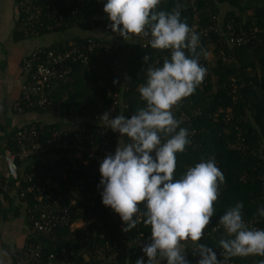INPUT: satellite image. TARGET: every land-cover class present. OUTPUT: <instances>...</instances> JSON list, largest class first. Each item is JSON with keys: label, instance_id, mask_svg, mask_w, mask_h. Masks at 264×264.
Returning a JSON list of instances; mask_svg holds the SVG:
<instances>
[{"label": "trees", "instance_id": "trees-1", "mask_svg": "<svg viewBox=\"0 0 264 264\" xmlns=\"http://www.w3.org/2000/svg\"><path fill=\"white\" fill-rule=\"evenodd\" d=\"M82 2L83 4L51 0V6L60 10L61 15L65 16L66 12L77 7L86 19L80 25H73V20L68 19L64 22L66 25L62 24L53 30L40 33H63L71 27L95 31L101 24L100 21L104 19L103 5L99 0ZM177 4L182 6V21L190 23L192 10L195 9L203 26L215 24L217 31L221 30L220 33L224 34L220 35L212 30L209 38L203 40L202 45L209 43L211 48L206 52L211 53L212 75L208 74L204 78L206 88L200 87L202 83L179 108L189 117L190 125L184 123L182 127H187L194 135L189 137L192 144L188 146L186 152L177 154L175 175L179 178L187 167L214 157L225 176V183L221 186V194L215 205L217 211L212 219L219 220L228 207L237 201H243L244 219L248 221L258 218L259 220L252 226L264 228V218L255 215L257 207L264 204V160L255 154L258 150H264V0H164L160 7L162 10L170 11ZM222 4H228L231 9L221 12L219 5ZM211 16H214L215 20ZM42 19L45 23L53 22L51 18L44 16ZM229 32L231 35L227 34ZM17 33L24 37L19 22ZM231 36L234 39L242 38L243 41L239 43L230 41ZM69 39L80 41L86 38L85 36L65 38L55 47H49L62 49L64 42ZM122 50L124 52L120 58L116 52L111 56L100 54L99 60L94 61L90 71L82 67L74 69L72 81L61 84L59 88L60 91L68 93V98L63 102L61 115L69 117L72 113H82L85 123L90 125L92 111L94 109L99 111V103L106 109L115 92L119 94L121 101L125 100L127 104V108H122L120 114L130 116L137 107L142 106L138 87L146 82L148 65L159 66L170 53L154 50L148 44L142 47L136 42L125 43L121 47ZM146 54H149L151 59L148 64H143L142 58ZM114 59L116 63L109 65ZM100 77L102 80L105 79V84H97ZM114 79H118L119 82L114 84ZM212 79L215 80L216 87H212ZM72 105L73 108L70 110ZM228 109L231 110L230 115H227ZM118 114L119 112L116 115ZM109 131L111 146L122 147L123 143H126L125 137L118 140L117 134L110 128ZM0 132L6 140L12 133L6 131L4 126L0 127ZM96 136L93 133L92 138L96 139ZM152 155L155 156V153ZM99 168L100 163L90 158L87 166L69 168L66 172L67 178L60 181L62 187L72 194L77 189L75 181L80 178L84 180L83 192L87 193L88 198L83 202L78 201V206L70 215V219L94 218V221L73 229L69 226L71 220L65 225H57L46 239L42 250L44 260L47 261L50 255H54L57 263L62 261L61 263L96 264L95 250L97 247L105 246V243L114 245L118 250L111 264H135V260L142 256L136 236L142 232L148 239L150 228L141 223L128 233L122 231L123 224L119 215L102 204L100 195L102 188H98L101 178ZM140 207L143 209L144 205ZM101 234L104 238L100 237ZM224 235L222 228L210 230L200 241L212 248L217 258L221 260L222 249L218 241ZM191 245L186 249L187 259L191 264H196L199 256L194 255L195 250L191 249ZM261 259L264 258L236 257L232 258L229 264H259Z\"/></svg>", "mask_w": 264, "mask_h": 264}, {"label": "clouds", "instance_id": "clouds-1", "mask_svg": "<svg viewBox=\"0 0 264 264\" xmlns=\"http://www.w3.org/2000/svg\"><path fill=\"white\" fill-rule=\"evenodd\" d=\"M163 2L107 0L103 6L114 33L125 40L139 37L152 49L170 55L159 66L148 65L146 82L138 87L143 104L132 115L113 117L109 109L100 117L104 127L127 140L100 162L102 204L119 215L124 233L141 223L150 228L147 241L140 233L138 245L143 255L135 264H191L186 258L189 242L195 246L194 255L199 256L196 264L264 258V228L245 221L243 201L235 202L219 218L218 225L225 233L218 241L222 260L200 242L217 211L225 176L212 157L176 177L177 154L186 152L192 144L189 137L194 135L181 126L183 118H177L176 112L203 83L208 70L200 58H206L207 52L201 47L200 34L181 20L182 6L166 11L160 7ZM150 59L149 54L144 55L143 64ZM255 215L264 218V204L257 207ZM259 264H264V259Z\"/></svg>", "mask_w": 264, "mask_h": 264}, {"label": "built area", "instance_id": "built-area-1", "mask_svg": "<svg viewBox=\"0 0 264 264\" xmlns=\"http://www.w3.org/2000/svg\"><path fill=\"white\" fill-rule=\"evenodd\" d=\"M67 1L83 4L82 0ZM50 2L51 0L15 1L18 11L17 22L25 37L38 36L45 30L49 31L62 24L66 25L64 22L68 19L73 20V25H80L85 21V15L77 7L70 9L63 16L60 10L51 6ZM99 2L104 6L107 0H99ZM192 11L188 25L200 34L201 47L209 51L211 49L209 43L203 46V40L208 39L211 31L215 32L217 28L215 24L203 26L198 13L195 9ZM43 16L51 18L53 22L45 23ZM103 17L99 27L95 29V34L85 36L84 40L69 39L64 42L62 49L38 47L22 57L20 93L12 104L15 115L48 110L56 114L59 106L53 103L50 91L58 84L71 82L76 67L90 71L94 61L99 60L100 54L111 56L116 52L120 58L124 52V50L121 51V47L125 43L136 42L142 47L147 45V41L139 37L130 36L128 40H125L114 33L109 27L111 21L105 12ZM211 18L215 20L214 16ZM220 32L221 30L217 31V33ZM223 34L220 33V35ZM227 34L231 35L230 32ZM230 41L239 43L243 40L242 38L234 39L231 36ZM111 63H116V59L113 62L110 61L109 65ZM200 64L207 68V75H212L210 52L206 58L201 56ZM211 85L217 86L214 79L211 80ZM200 87L206 88V82ZM122 108L126 109L127 104L125 100L121 101L119 94L115 92L113 100L106 109H103L99 103V111L96 109L92 111L93 118L90 125L80 123L79 127L64 129L58 128L57 125L30 120L25 124L13 126L10 129L12 133L7 137L8 140L2 139L3 133L0 132V199H9L13 203L23 204L27 223L25 243L22 249L13 252V264H72L61 263L62 261L57 263L54 255H50L46 261L42 255L46 239L57 225H65L71 220L69 226L73 229L94 221V218L70 219V215L78 206V201L83 202L88 198L87 193L83 192L84 180L80 178L75 181L77 189L72 194L62 187L60 181L67 178L66 172L69 168L87 166L90 158L100 163L106 154H114L117 145L115 147L110 145L109 128L104 127L100 117L109 109L112 110V116H115L117 112L120 114ZM230 111L228 109L227 115L231 114ZM176 116L183 118L184 123L189 124V117L183 110H179ZM82 118H85L83 114ZM93 133L97 135L96 139L92 138ZM126 143H123L122 147ZM255 154L264 160V150H258ZM87 175L90 176V174ZM258 220L254 218L245 221L252 225ZM218 223L219 220L211 218V223L205 229V235L210 230H218L220 228ZM140 233L142 232L136 236L137 240L140 238ZM100 237L104 238V235L101 234ZM142 239L147 241L144 234ZM138 246L143 255L141 246ZM191 247L195 250V246L191 245ZM94 254L96 264H111L118 250L114 245L105 243V246L97 247Z\"/></svg>", "mask_w": 264, "mask_h": 264}, {"label": "crops", "instance_id": "crops-1", "mask_svg": "<svg viewBox=\"0 0 264 264\" xmlns=\"http://www.w3.org/2000/svg\"><path fill=\"white\" fill-rule=\"evenodd\" d=\"M16 0H0V127L4 126L6 131H10L13 126L25 124L28 121H41L46 124L57 125L58 128L72 129L79 127L80 123H85L82 113H72L76 116L72 123H61L52 120L53 116H62L63 102L68 98L67 91H60L61 84H58L50 91L53 103L58 104V113L47 112H27L15 115L12 104L20 93L21 59L38 47L56 46L62 39L75 36H86L95 34V31L83 30L82 35L71 34V27L65 32L40 33L38 36L20 37L17 33L18 11L15 7ZM231 9L228 4L219 5V10L225 12ZM50 37V38H49ZM101 75V73H100ZM86 80V78H84ZM84 80V81H85ZM83 81V82H84ZM97 84H105V79L100 77ZM62 104V107H61ZM70 106V110H72ZM38 117L32 120L31 115ZM66 117V115H64ZM28 120V121H26ZM66 120V119H64ZM118 140L121 136L118 132ZM5 139V137H1ZM27 223L25 219V207L20 203H13L9 199H0V264H13V252L22 249L25 243Z\"/></svg>", "mask_w": 264, "mask_h": 264}, {"label": "rangeland", "instance_id": "rangeland-1", "mask_svg": "<svg viewBox=\"0 0 264 264\" xmlns=\"http://www.w3.org/2000/svg\"><path fill=\"white\" fill-rule=\"evenodd\" d=\"M70 33L71 34H77V35H82V34H84L85 32L84 31H82L81 29H79V28H71V30H70ZM50 38V37H49ZM38 116L36 115V114H34V115H31V119L32 120H34L35 118H37ZM77 117L76 116H70V117H65V116H53L52 118H50V119H52V120H55V121H59V122H61V123H68V122H70V123H72L73 121H74V119H76ZM64 119H66V120H64ZM26 121H28V120H26Z\"/></svg>", "mask_w": 264, "mask_h": 264}]
</instances>
